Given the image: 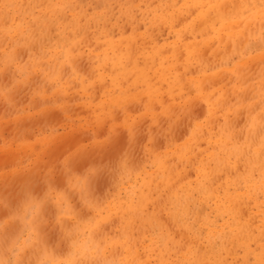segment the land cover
<instances>
[{"label": "rangeland", "instance_id": "obj_1", "mask_svg": "<svg viewBox=\"0 0 264 264\" xmlns=\"http://www.w3.org/2000/svg\"><path fill=\"white\" fill-rule=\"evenodd\" d=\"M196 8L0 0V261L18 248L39 264H264V140L248 136L264 124V20L245 12L243 35L221 42L218 21L197 31Z\"/></svg>", "mask_w": 264, "mask_h": 264}, {"label": "bare ground", "instance_id": "obj_2", "mask_svg": "<svg viewBox=\"0 0 264 264\" xmlns=\"http://www.w3.org/2000/svg\"><path fill=\"white\" fill-rule=\"evenodd\" d=\"M178 1V0H177ZM31 2V1H30ZM184 2L185 3H194V4H196V6H197V8H196V11H197V19H198V24H197V31L198 32H200V33H205L206 31H207V29H209L211 26H213V25H215L214 23V21H218V22H220L221 23V27L219 28V29H217V30H221V31H223L224 32V35H223V37H221L222 39H221V42L223 41V39H226V40H231V41H233V43H235V42H237V40L243 35V32L244 31H246V25L242 28V29H238V30H236L234 27H233V22L234 23H243L244 22V20L247 18V15H244V13L245 12H249V15L251 16V20L252 19H255V18H260L259 20H264V11H262L261 9H259L258 7H259V4L260 3H262V4H264V0H262V1H260V0H184ZM205 8H207V10H209L210 12H207V11H204V9ZM232 8H233V10H232ZM16 11V10H15ZM233 11V12H232ZM206 13H209V14H211V15H213V17H208V18H205L206 16ZM66 14V13H65ZM103 15V14H102ZM69 17V16H68ZM111 17V16H110ZM112 17H113V15H112ZM60 18V17H59ZM64 18V17H63ZM38 19V18H37ZM36 19V20H37ZM65 19V18H64ZM63 19V20H64ZM70 19V18H69ZM99 19H100V17H99ZM110 19V18H109ZM35 20V19H34ZM67 19H65L64 21H66ZM228 20H231L229 23L227 22ZM28 21V20H27ZM29 21H30V19H29ZM28 21V22H29ZM111 21V20H110ZM109 21V22H110ZM253 21V20H252ZM48 22V21H47ZM17 23V22H16ZM18 23H20L19 21H18ZM49 23V22H48ZM53 23V22H52ZM22 24V23H21ZM50 24V23H49ZM91 24V23H90ZM95 24V23H94ZM104 24V23H103ZM238 24V25H239ZM244 24V23H243ZM17 25V24H16ZM15 25V26H16ZM175 25V24H174ZM33 26V25H32ZM35 26V25H34ZM59 26V25H58ZM80 26V25H79ZM92 26V25H91ZM98 26H99V24H98ZM104 26H105V24H104ZM242 26V25H241ZM94 27L96 28V26L94 25ZM106 27V26H105ZM109 27V26H108ZM107 27V28H108ZM38 28V27H37ZM71 28H72V26H71ZM99 27H97L96 29H98ZM128 28V27H127ZM160 28H162V27H160ZM42 29V28H41ZM52 29H53V26H52ZM65 29V28H64ZM106 29V28H105ZM51 30V29H50ZM53 30H56V29H53ZM115 30V29H114ZM128 30V29H127ZM196 30V29H195ZM215 30V29H214ZM217 30H215V32H214V34H220V33H222V32H220V31H217ZM227 30V31H226ZM69 31V30H68ZM67 31V32H68ZM188 31V30H187ZM209 31V30H208ZM32 32V31H31ZM51 32V31H50ZM65 32V31H64ZM71 32V31H70ZM85 32H88V31H85ZM107 32L109 33V31L107 30ZM197 32V33H198ZM74 33V32H73ZM105 33V32H104ZM161 33V32H160ZM185 33V32H184ZM183 33V34H184ZM56 34V33H55ZM67 34H69V33H67ZM91 34V33H90ZM53 35V34H52ZM156 35V38H157V33L155 34ZM174 35V34H173ZM172 35V36H173ZM55 36H57V35H55ZM69 36H70V34H69ZM72 36H73V34H72ZM77 36V35H76ZM186 36V35H185ZM201 36V35H200ZM54 37V36H53ZM60 37V36H59ZM146 37V36H145ZM145 37H143V39L145 38ZM152 37H154V34H153V36ZM55 38H57V37H55ZM128 38V37H127ZM131 38V37H130ZM161 38V37H160ZM189 38V37H188ZM51 39V38H50ZM60 39V38H59ZM75 38H73V40H74ZM146 39V38H145ZM149 39V38H148ZM148 39H147V41H148ZM184 39V38H183ZM186 39V38H185ZM120 40V39H119ZM118 40V41H119ZM125 40H127L126 38H125ZM137 40V39H136ZM161 40V39H160ZM65 41V40H64ZM75 41V40H74ZM131 41H134V40H131ZM142 42V40H139V42ZM144 41H146V40H144ZM143 41V42H144ZM150 41V40H149ZM158 41V40H157ZM111 42V41H110ZM110 42H107V43H109L110 44ZM122 42V41H121ZM128 42V41H127ZM130 42V41H129ZM127 43V44H130V43ZM135 42V41H134ZM136 43H138L137 41H136ZM144 43H147V42H144ZM259 43V42H258ZM65 44V43H64ZM139 44V43H138ZM143 44V43H142ZM148 44V43H147ZM147 44H143V46L144 45H147ZM239 44H241V43H239ZM100 45V44H99ZM107 45V44H106ZM112 46H114L113 44H111ZM131 45H134L133 43H131L130 44V46ZM189 45V44H188ZM253 45V44H252ZM256 45V44H255ZM255 45H254V47H255ZM260 45V44H259ZM135 46V45H134ZM139 46V45H138ZM182 45H180V47H181ZM190 46V45H189ZM229 46V45H228ZM257 46V45H256ZM261 46V45H260ZM76 47V46H75ZM74 47V48H75ZM108 47V46H107ZM137 47V46H136ZM135 47V48H136ZM178 47V46H177ZM192 47V46H191ZM195 47V46H194ZM227 47V46H226ZM241 47V46H240ZM258 47V46H257ZM256 47V49H258ZM71 48V47H70ZM169 49H170V47H168ZM185 48H187V47H185ZM72 49V48H71ZM126 49H129V48H126ZM139 48H137V50H138ZM141 49H143V48H141ZM140 49V50H141ZM151 49V48H150ZM154 49V48H153ZM165 51H166V47L165 48H163ZM181 49V48H180ZM74 50V49H73ZM131 50H132V48H131ZM130 50V51H131ZM146 50H148V49H146ZM152 50V49H151ZM159 50H161V48L159 49ZM158 49H156V53H157V56L158 55H160V52H158L159 51ZM176 50V49H175ZM182 50V49H181ZM180 50V51H181ZM206 50V49H205ZM228 50V49H227ZM133 51V50H132ZM135 51V50H134ZM139 51V50H138ZM142 51H144V50H142ZM165 51L163 52V53H165ZM168 51V50H167ZM171 51V50H170ZM169 51V52H170ZM179 52V51H178ZM205 52V51H204ZM66 53V52H65ZM127 53H130V52H127ZM132 53V52H131ZM134 53V52H133ZM136 53H138L139 54V52H136ZM140 53H141V51H140ZM186 54H184L183 52H182V54L181 55H187V51L185 52ZM176 54L178 55L179 53H177L176 52ZM135 55V54H134ZM140 55V54H139ZM162 55V54H161ZM156 56V55H155ZM198 56V55H197ZM257 56V55H256ZM259 56V55H258ZM130 57H133V59H134V57H136V56H132V55H130ZM180 57V56H179ZM179 57H178V59H179ZM89 58V57H88ZM162 58V57H161ZM175 58V57H174ZM173 58V59H174ZM181 58V57H180ZM183 58V57H182ZM172 59V58H171ZM209 59V58H208ZM230 59V58H229ZM175 60V59H174ZM173 60V61H174ZM186 60V59H185ZM231 60V59H230ZM242 60H243V58H242ZM252 60V59H251ZM262 60V59H261ZM129 61V60H128ZM131 61V60H130ZM161 61V63H162V60H160ZM184 61V60H183ZM248 61H249V59H248ZM114 62V61H113ZM118 62V61H117ZM150 62H151V60H150ZM154 62H156L155 60H154ZM153 62V63H154ZM159 62V61H158ZM158 62H156V63H158ZM185 62V61H184ZM240 62H243V61H240ZM245 62V61H244ZM115 63H116V60H115ZM128 63H130V62H128ZM149 62H144V65L143 66H135V70H134V72L135 71H139V73H140V75H139V77L140 78H142V76H144V78H142V84H143V82L144 81H146V78H145V75H143V69L144 68H146V65L148 64ZM161 63L159 62V64L161 65ZM187 63V62H186ZM202 63V62H201ZM207 63V62H206ZM91 64V63H90ZM118 64H119V62H118ZM134 64V63H133ZM152 64V63H151ZM245 64V63H244ZM252 64V63H251ZM255 64V63H254ZM116 65H117V63H116ZM221 65V64H220ZM92 66V65H91ZM113 65H111V68H113L112 67ZM121 66H123V65H121ZM133 66V65H132ZM148 66H150V64L148 65ZM152 66V65H151ZM151 66L149 67V68H151ZM162 66V65H161ZM203 66V65H202ZM254 66V65H253ZM252 66V67H253ZM125 67H126V65H125ZM229 67H231V66H229ZM122 68V67H121ZM124 68V67H123ZM128 68V67H127ZM148 68V67H147ZM189 68H191V65H190V67ZM204 68V67H203ZM114 69V68H113ZM112 69V70H113ZM126 68H124V71H128L127 69L125 70ZM129 69H130V67H129ZM179 69V68H178ZM178 69H176V70H178ZM192 69V68H191ZM250 69H251V66H250ZM123 70V69H122ZM131 70H132V68H131ZM144 70H146V69H144ZM209 70V69H208ZM255 70V69H254ZM113 71H115V70H113ZM154 71H155V69H154ZM182 71V70H181ZM184 71V70H183ZM194 71V70H193ZM192 71V72H193ZM116 72V71H115ZM158 71H156V73H157ZM191 72V73H192ZM126 73V72H125ZM133 73V72H132ZM146 73V72H145ZM155 73V72H154ZM198 73V72H197ZM196 73V70H195V74H197ZM219 73V72H218ZM243 73V72H242ZM251 73V72H250ZM130 74H131V72H130ZM130 74H128L129 76H131ZM180 74V73H179ZM187 74V73H186ZM244 74V73H243ZM135 75V74H134ZM181 75V74H180ZM251 75V74H250ZM124 76V75H123ZM126 76V75H125ZM136 77H135V79L137 78V75H135ZM134 77V76H133ZM138 77V78H139ZM155 77V76H154ZM153 77V78H154ZM160 77V78H159ZM194 77V76H193ZM206 77V76H205ZM208 77V76H207ZM206 77V78H207ZM132 78V77H131ZM152 78V79H153ZM175 78V77H174ZM217 78V77H216ZM215 78V80H217V79H220L219 77L216 79ZM225 78V77H224ZM223 78V79H224ZM135 79H133V81L135 80ZM152 79H150L151 81H152ZM156 79H162V76H161V73L158 75L157 74V78ZM144 80V81H143ZM179 80V79H178ZM202 80H204V78L202 79ZM201 80V81H202ZM214 80V79H213ZM94 81V80H93ZM154 81H156V80H154ZM159 81V80H158ZM177 81V80H176ZM137 82V81H136ZM140 82V81H139ZM147 83H148V80L146 81ZM150 82V81H149ZM161 82H163V81H161ZM172 82V81H171ZM171 82H168V85H169V83L170 84H172ZM181 82V81H180ZM186 82H187V80H186ZM185 82V83H186ZM218 82V81H217ZM147 83H145V84H147ZM155 83V82H154ZM167 83V82H166ZM165 82H164V84H166ZM175 83V82H174ZM185 83L183 82V84L185 85ZM102 84V83H101ZM156 84V83H155ZM181 84V83H180ZM179 84V85H180ZM215 84V83H214ZM103 85V84H102ZM144 85V84H143ZM162 85V84H161ZM177 85V84H176ZM179 85H178V87H179ZM182 85V84H181ZM183 85V86H184ZM153 86V85H152ZM158 86H160V85H158ZM164 86V88H166L165 86H167V85H163ZM189 86V85H188ZM147 87H149V85L147 84ZM162 87V86H161ZM171 87H173V86H171ZM177 87V88H178ZM202 87V86H201ZM150 88V87H149ZM148 88V89H149ZM155 88H156V86H155ZM169 88H170V86H169ZM186 88H187V86H186ZM202 88H204V87H202ZM144 89H145V86H144ZM148 89H147V91H148ZM160 89V88H159ZM185 89V88H184ZM161 90V89H160ZM166 90H168L167 88L165 89V92H166ZM206 90V89H205ZM191 91H193V90H190V92ZM168 92V91H167ZM173 92V91H172ZM180 92V91H179ZM186 92V91H185ZM188 92V91H187ZM196 92V91H195ZM202 92V91H201ZM204 93H206V92H204ZM165 94V93H164ZM166 94H168V93H166ZM174 94V93H173ZM177 94V93H176ZM189 94V93H188ZM187 94V95H188ZM212 94V93H211ZM224 94V93H223ZM172 95V94H171ZM228 95V94H227ZM120 96V95H119ZM118 96V97H119ZM144 96V95H143ZM118 97H116V98H118ZM123 97V96H122ZM150 97V96H149ZM177 97V96H176ZM181 97H182V95H181ZM227 97V96H226ZM225 97V98H226ZM126 98V97H125ZM192 98V97H191ZM219 98V97H218ZM139 99V98H138ZM150 99V101L152 100V97L151 98H149ZM154 99V98H153ZM115 100V99H114ZM189 100H190V98H189ZM208 100V99H207ZM79 101V100H78ZM119 101V100H118ZM121 101H124L125 102V100L123 99V100H121ZM121 101H120V103H121ZM142 101V100H141ZM116 102H117V100H116ZM115 102V103H116ZM148 102V101H147ZM147 102H145V103H147ZM153 102V101H152ZM194 102V101H193ZM211 102V101H210ZM119 102L117 103V104H120ZM127 103V102H126ZM144 103V104H145ZM155 103V102H154ZM160 103V102H159ZM121 104H123V103H121ZM125 104V103H124ZM143 104V103H142ZM150 104V103H149ZM214 103H212V105H213ZM154 105V104H153ZM156 106V105H155ZM155 106H153V107H155ZM162 106V105H161ZM182 106V105H181ZM193 107V106H192ZM147 108H149V105H148V107ZM150 108H151V106H150ZM160 108V107H159ZM162 108V107H161ZM164 108V107H163ZM162 108V109H163ZM201 108H202V106H201ZM184 109V108H183ZM203 109V108H202ZM166 110V109H165ZM198 111L200 110L201 111V109H200V107L197 109ZM193 111V110H192ZM200 111H199V116L204 112H202L201 111V114H200ZM247 111V110H246ZM150 112V111H149ZM239 112V111H238ZM240 113V112H239ZM164 114H166V113H164ZM259 115V114H258ZM156 116V115H155ZM198 116V115H197ZM195 117V116H194ZM213 117V116H212ZM153 118V117H152ZM147 119V118H146ZM197 119V118H196ZM212 119V118H211ZM210 119V120H211ZM232 119V118H231ZM240 119H242V118H240ZM190 121V120H189ZM213 121H215V120H213ZM238 122V121H237ZM189 123V122H188ZM212 123V122H211ZM231 124V123H230ZM187 125H189V124H187ZM213 125V124H212ZM193 126V125H192ZM214 126V125H213ZM162 127V126H161ZM203 128V127H202ZM154 130V129H153ZM207 135V134H206ZM155 136V135H154ZM232 136V135H231ZM248 136L250 137V138H254V137H257V136H260V133H258V131H256V129H254L253 130V132L251 133V134H248ZM217 137V136H216ZM261 137V136H260ZM234 138H235V136H234ZM173 139V138H172ZM184 139V138H183ZM203 140V139H202ZM205 141V140H204ZM209 142V141H208ZM131 144V143H130ZM211 143H209V145H210ZM220 145L222 146V147H224V146H226L227 144H226V138H225V136L223 135V137H222V139H221V141H220ZM200 146H201V142H200ZM205 147V146H204ZM207 149V148H206ZM196 151V150H195ZM261 151H264V148H262V149H258L257 151H256V155L259 153V152H261ZM197 152V151H196ZM189 153V152H188ZM198 153V152H197ZM196 153V154H197ZM203 153V152H202ZM202 155V154H201ZM187 156V155H186ZM200 156V155H199ZM198 157V156H197ZM261 158H264V156H262ZM184 159V158H183ZM198 159V158H197ZM196 159V160H197ZM160 161H162V160H160ZM176 161V160H175ZM183 161V160H182ZM189 161V160H188ZM187 161V162H188ZM163 162V161H162ZM186 162V161H185ZM185 162H184V164H185ZM190 162V161H189ZM129 163V162H128ZM194 163V162H193ZM173 164V163H172ZM187 164V166L189 165L188 163H186ZM197 165V164H196ZM246 167V166H245ZM177 168H178V166H177ZM180 168V167H179ZM188 168V167H187ZM30 170V169H29ZM173 170V169H172ZM223 170V169H222ZM174 171V170H173ZM159 172V171H158ZM19 176V175H18ZM23 176V175H22ZM160 177V176H159ZM198 177V176H197ZM214 177V176H213ZM20 178H22V177H20ZM223 178V177H222ZM218 179V178H217ZM157 180V179H156ZM156 182V181H155ZM181 182V181H180ZM223 182V181H222ZM222 182H221V184H222ZM177 183V182H176ZM151 184V183H150ZM182 184V183H181ZM213 184V183H212ZM231 184V183H230ZM187 185V184H186ZM193 185V184H192ZM37 188V187H36ZM230 188V187H229ZM39 189V188H38ZM231 189H233L232 188V186H231ZM240 189V188H239ZM178 190V189H177ZM186 190V189H185ZM230 190V189H229ZM162 191V190H161ZM179 191V190H178ZM221 191V190H220ZM231 191V190H230ZM147 192V191H146ZM184 192V191H183ZM239 192V191H238ZM154 193V192H153ZM221 194H222V191L220 192ZM194 194H197V193H194ZM199 194V193H198ZM162 195V194H161ZM223 195V194H222ZM200 196V195H199ZM198 196V197H199ZM135 197V196H134ZM124 198V197H123ZM221 198V197H220ZM126 199V198H125ZM153 199V198H152ZM229 199V198H228ZM144 200H146V199H144ZM198 200V199H197ZM222 200V199H221ZM147 201V200H146ZM209 201V200H208ZM167 203V202H166ZM165 203V204H166ZM225 203H227V201L225 202ZM147 204H150L149 202L147 203ZM189 204V203H188ZM198 204H200V203H198ZM213 204V203H212ZM230 204V203H229ZM191 205V204H190ZM210 205H211V203H210ZM209 205V206H210ZM123 206V205H122ZM184 206V205H183ZM203 206V205H202ZM201 206V207H202ZM212 206V205H211ZM210 206V207H211ZM44 207V206H43ZM153 207V206H152ZM226 207V206H225ZM188 208V207H187ZM186 207H185V209H187ZM205 208V207H204ZM209 208V207H208ZM43 209V208H42ZM202 209H203V207H202ZM215 209V208H214ZM225 209V208H224ZM5 210V209H4ZM111 210V209H110ZM143 210V209H142ZM177 210V209H176ZM200 210H201V208H200ZM213 210V209H212ZM216 210V209H215ZM151 211V210H150ZM203 211V210H202ZM205 211H207V210H205ZM214 211V210H213ZM198 212V211H197ZM201 212V211H200ZM6 213V212H5ZM125 213V212H124ZM199 213V212H198ZM202 213V212H201ZM163 214V213H162ZM193 214V213H192ZM200 214V213H199ZM211 215H212V213H210ZM124 215V214H123ZM169 215V214H168ZM198 215V214H197ZM213 215H214V213H213ZM212 215V216H213ZM216 216V215H215ZM214 216V217H215ZM87 217V216H86ZM116 217V216H115ZM117 217H118V215H117ZM223 217H224V215H223ZM226 217V216H225ZM224 217V218H225ZM181 218V217H180ZM202 218V217H201ZM73 219V218H72ZM87 219V218H86ZM88 219H89V217H88ZM93 219V218H92ZM112 219V218H111ZM123 219V218H122ZM226 219H228V218H226ZM108 220V219H107ZM114 220V219H113ZM117 220H118V218H117ZM121 220V219H120ZM198 221V220H197ZM195 223V222H194ZM79 224V223H78ZM107 224H109V223H107ZM102 225V224H101ZM117 225V224H116ZM154 225V224H153ZM195 226H196V224H194ZM222 225V224H221ZM104 226V225H103ZM108 226V225H107ZM109 227V226H108ZM118 227V226H117ZM208 227H210V226H208ZM57 228V227H56ZM119 228H120V226H119ZM130 228V227H129ZM150 228V227H149ZM202 228V227H201ZM203 229V228H202ZM224 229V228H223ZM196 230V229H195ZM99 231V230H98ZM101 231V230H100ZM99 231V232H100ZM128 231V230H127ZM130 231V230H129ZM99 232H97V233H99ZM227 232V231H226ZM100 233H102V232H100ZM202 233V232H201ZM228 233V232H227ZM112 234V233H111ZM135 234V233H134ZM99 235V234H98ZM101 236V235H100ZM100 236H99V238H100ZM177 236V235H176ZM98 238V237H97ZM185 238V237H184ZM239 239V238H238ZM235 240V239H234ZM194 243V242H193ZM208 244V243H207ZM99 245H101V244H99ZM244 245V244H243ZM189 247V246H188ZM205 247H207V246H205ZM214 247V246H213ZM212 247V248H213ZM97 248V247H96ZM108 249V248H107ZM116 249H118V248H116ZM122 249V248H121ZM182 249V248H181ZM215 249V248H214ZM211 250V249H210ZM205 251V250H204ZM114 252V251H113ZM116 252H117V250H116ZM122 252H123V250H122ZM132 252V251H131ZM142 252V251H141ZM193 252V251H192ZM196 252V251H195ZM110 253H112V252H110ZM121 253V252H120ZM206 253V252H205ZM215 253V252H214ZM213 253V254H214ZM119 254V253H118ZM232 254V253H231ZM109 255V254H108ZM108 255H107V258H108ZM120 255V254H119ZM122 255V254H121ZM124 255V254H123ZM166 255V254H165ZM204 255V254H203ZM25 256V255H24ZM200 256V255H199ZM216 256V255H215ZM189 258V257H188ZM110 259V258H109ZM204 260V259H203ZM111 261V260H110ZM184 261H186V260H184ZM188 261V260H187ZM217 261V260H216ZM116 262V261H115ZM105 263V262H104ZM108 263V262H107ZM196 263H198V262H196ZM131 264V263H130ZM179 264V263H178Z\"/></svg>", "mask_w": 264, "mask_h": 264}, {"label": "snow or ice", "instance_id": "obj_3", "mask_svg": "<svg viewBox=\"0 0 264 264\" xmlns=\"http://www.w3.org/2000/svg\"><path fill=\"white\" fill-rule=\"evenodd\" d=\"M260 136L262 140H264V124L260 127ZM99 169L96 170V173L99 174ZM81 177H86L88 180V187H91V183L93 179H95V176L93 175L92 171L80 173ZM52 186L57 189H64L66 193V198L70 200L73 204V211L74 212H80L84 213L85 206L84 204L77 202L76 200V194L70 190H68L65 186V178L63 175H56L55 177L51 178ZM81 196L83 197V192L81 193ZM63 207V206H62ZM86 214V213H85ZM8 214L3 211V209H0V219H3ZM15 226H11L9 228L5 229V235L3 237V246L5 249H7V246L11 243V237L9 235L10 232L13 231V228ZM0 264H39L38 261H29L25 259L20 253L19 249H13L11 258L7 259L6 261H0Z\"/></svg>", "mask_w": 264, "mask_h": 264}]
</instances>
